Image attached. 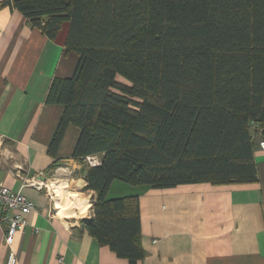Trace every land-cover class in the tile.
Instances as JSON below:
<instances>
[{"label":"trees","instance_id":"1","mask_svg":"<svg viewBox=\"0 0 264 264\" xmlns=\"http://www.w3.org/2000/svg\"><path fill=\"white\" fill-rule=\"evenodd\" d=\"M5 6L49 39L68 24L64 47L78 61L45 96L63 105L47 152L56 156L69 125L79 129L72 156L83 189L95 193L92 215L79 222L99 245L128 264L144 254L139 195L108 197L114 180L150 188L258 180L264 0H1ZM89 154L100 164L84 163Z\"/></svg>","mask_w":264,"mask_h":264},{"label":"crops","instance_id":"2","mask_svg":"<svg viewBox=\"0 0 264 264\" xmlns=\"http://www.w3.org/2000/svg\"><path fill=\"white\" fill-rule=\"evenodd\" d=\"M67 29L64 23L49 39L16 9L0 8V184L35 205L14 238L16 264H128L81 225V218L92 215L90 207L73 217L59 210L73 198L68 196L85 195L91 206L89 195H95L83 189L82 164L72 156L77 127L66 128L54 158L47 152L63 105L46 104L45 96L51 80L73 75L78 61L65 50ZM253 157L256 182L140 186L144 254L136 264H264V150L256 148ZM28 179L41 187L23 186ZM54 189L67 196L58 198L59 208ZM6 255L0 229V264Z\"/></svg>","mask_w":264,"mask_h":264},{"label":"built area","instance_id":"3","mask_svg":"<svg viewBox=\"0 0 264 264\" xmlns=\"http://www.w3.org/2000/svg\"><path fill=\"white\" fill-rule=\"evenodd\" d=\"M258 149L264 150V138L259 140ZM83 162L88 166L100 164L99 154H89L83 157ZM37 186L32 179L25 180L23 186ZM0 229L3 230L7 255L4 264H16V252L13 247L14 238L17 232L24 230L26 226V215L35 210L31 199L26 197L20 190H14L4 184H0Z\"/></svg>","mask_w":264,"mask_h":264},{"label":"rangeland","instance_id":"4","mask_svg":"<svg viewBox=\"0 0 264 264\" xmlns=\"http://www.w3.org/2000/svg\"><path fill=\"white\" fill-rule=\"evenodd\" d=\"M118 80L119 81H123L124 82V79L121 78V77H118ZM61 183V187H65L67 189H70L67 187V184L68 182H59ZM56 184V183H55ZM51 186L53 188H59L58 186H54V183L51 182ZM56 189H54V192H56V197H57V200L58 198H67V196H64L61 192L59 191H56ZM111 193H110V196L112 197H117V196H122V195H129V194H140L142 192V187L140 186H133V185H130V184H127V183H124L122 181H119V180H114L113 181V186L111 188ZM85 193L87 195H89V191H85ZM68 197H75V198H78L79 200H81L82 202H84V200H88L87 197L85 195H72V196H68ZM84 199V200H83ZM89 199L91 200L92 202V196L89 195ZM70 201H71V198H70ZM61 202L62 200H58L57 201V207L59 208L61 206ZM62 207V206H61ZM60 207V208H61ZM59 208V210H60ZM84 213V212H83ZM82 214V213H81Z\"/></svg>","mask_w":264,"mask_h":264},{"label":"bare ground","instance_id":"5","mask_svg":"<svg viewBox=\"0 0 264 264\" xmlns=\"http://www.w3.org/2000/svg\"><path fill=\"white\" fill-rule=\"evenodd\" d=\"M90 207L89 202H82L78 198H71V201L65 203L61 208L60 211L62 215L66 217H73L76 213H83L86 212L87 209ZM77 211V212H76Z\"/></svg>","mask_w":264,"mask_h":264}]
</instances>
